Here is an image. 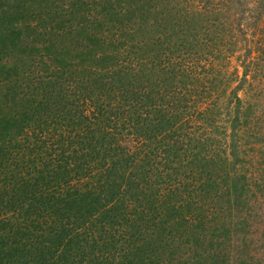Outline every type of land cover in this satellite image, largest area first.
Here are the masks:
<instances>
[{
    "label": "trees",
    "instance_id": "trees-1",
    "mask_svg": "<svg viewBox=\"0 0 264 264\" xmlns=\"http://www.w3.org/2000/svg\"><path fill=\"white\" fill-rule=\"evenodd\" d=\"M0 264H264V0H0Z\"/></svg>",
    "mask_w": 264,
    "mask_h": 264
},
{
    "label": "rangeland",
    "instance_id": "rangeland-1",
    "mask_svg": "<svg viewBox=\"0 0 264 264\" xmlns=\"http://www.w3.org/2000/svg\"><path fill=\"white\" fill-rule=\"evenodd\" d=\"M254 39H255V38H254ZM231 63H232V64H231L229 70H232L233 68H235V66H236V68L239 69V65L237 64V61H236L235 58L231 59ZM239 72H240V69H239ZM233 85H234V83H233Z\"/></svg>",
    "mask_w": 264,
    "mask_h": 264
}]
</instances>
